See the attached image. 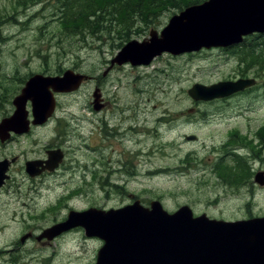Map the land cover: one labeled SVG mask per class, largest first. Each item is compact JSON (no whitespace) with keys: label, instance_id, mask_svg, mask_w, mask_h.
Returning a JSON list of instances; mask_svg holds the SVG:
<instances>
[{"label":"rangeland","instance_id":"obj_1","mask_svg":"<svg viewBox=\"0 0 264 264\" xmlns=\"http://www.w3.org/2000/svg\"><path fill=\"white\" fill-rule=\"evenodd\" d=\"M71 1L62 0L66 7L62 16H51L53 8H49L46 18H41L38 14L48 1L27 8L33 1L0 0L4 82L0 120L13 113L12 101L30 74L61 75L71 69L98 78L72 95L59 96L64 107L58 108V118L49 125L0 145V159L32 157L50 146L72 148L66 169L44 179L43 188L19 166L15 168L9 191H3L8 193L0 194V211L4 207L9 217H21V224L3 228L0 239H14L26 223L41 231L64 219L71 208L95 205L91 201L110 208L136 199H159L169 212L187 204L197 215L230 220L264 215V188L252 184L253 174L250 191L246 186H227L233 178L221 172L223 166L233 167V157L226 155L236 145L231 135H244L264 124V52L259 55L263 44L255 47L253 59L210 47L164 52L147 65L127 63L110 70V60L126 43L141 42L152 30L160 32L179 10L173 2L167 7L160 2L153 9L137 10L134 16L125 12L121 16L120 7L113 5L93 14V34L79 35L66 28L60 33L59 21L65 20ZM9 18L4 26L2 22ZM257 41L264 43V35ZM146 51L145 46L142 52ZM243 76L255 77L257 85L227 100L196 101L188 93L195 83L210 85ZM96 87L102 92L96 108L105 106L100 111L94 110ZM247 144L260 154L254 139ZM263 163H254L255 168ZM237 172L241 181L247 176L246 165ZM46 186L52 188L45 190ZM99 245L102 241L85 240L81 232H74L41 247L36 244L30 257L36 258L35 264H93Z\"/></svg>","mask_w":264,"mask_h":264},{"label":"water","instance_id":"obj_2","mask_svg":"<svg viewBox=\"0 0 264 264\" xmlns=\"http://www.w3.org/2000/svg\"><path fill=\"white\" fill-rule=\"evenodd\" d=\"M176 25L182 27L174 32ZM254 32H264V0H206L174 15L160 36L152 31L148 41L129 42L117 61L149 64L163 52L177 54L231 46ZM145 46L149 53L142 52ZM86 78L72 70L62 76L32 75L14 99V115L0 123L1 140L9 138L11 131L20 134L29 130V100L33 124L44 123L55 111V93L76 90ZM255 82L253 78H241L210 85L196 83L188 92L195 100H212ZM98 97L95 94V103ZM6 163L0 162L3 172ZM261 175L263 172L257 177ZM77 225H84L89 236L104 240L96 264H264V217L235 222L209 219L205 214L194 217L187 205L168 213L155 200L150 208L136 202L109 211H71L65 222L47 229L45 234L53 238Z\"/></svg>","mask_w":264,"mask_h":264},{"label":"flooded vegetation","instance_id":"obj_3","mask_svg":"<svg viewBox=\"0 0 264 264\" xmlns=\"http://www.w3.org/2000/svg\"><path fill=\"white\" fill-rule=\"evenodd\" d=\"M44 4L43 2L39 1H35V4ZM32 5V6H33ZM42 11L38 14V17L41 18H46L47 14H45L46 12V6L45 8L42 7L41 8ZM18 12V11H17ZM12 20H14L15 15H13V17H11ZM11 19L9 18V20L7 19L6 22H2L5 26V24L9 23ZM1 22V21H0ZM4 28V27H3ZM24 30V29H23ZM6 38H10V37H6ZM10 41H12V39H10ZM113 59V58H112ZM111 59V60H112ZM110 60V65H109V69H113L114 66L118 67L119 64L117 63H113ZM128 64H123L122 66H125ZM109 70V71H110ZM45 74V73H43ZM91 79L88 80H84L81 84V87L85 84L88 83L89 81H97L98 82V78L97 76H90ZM3 78H0V90L3 89ZM80 87V88H81ZM80 88L78 90H80ZM78 90L73 91V92H64L62 93L60 96H66V95H72L74 93H76ZM98 90V91H97ZM248 90V89H247ZM94 94L99 95L98 97V101L101 100V89L99 87H96L94 90ZM100 91V92H99ZM94 103V110L95 111H100L98 110L97 107V103ZM13 103V101H12ZM97 104V105H96ZM14 106V103H13ZM63 108V104L57 103L56 106V111L53 113V115L44 123L42 124H33L31 125L30 129L27 132H23L21 134H16V133H11V136L9 138H7L5 141H2L0 138V145H6L8 143H13L16 140H19L20 138L23 137H28L30 136V134H32L33 132H35V130L37 128L43 127V126H47L50 124V122L52 120H54L55 118H58L57 116V110L58 108ZM15 106H14V110H15ZM26 108L29 111V118L32 120V104L31 103H27ZM13 110V112H14ZM13 113H11L9 116H11ZM6 116V117H9ZM4 117V118H6ZM2 118V120L4 119ZM0 120V122L2 121ZM241 135L240 133H236L234 135H231V140L232 139H236V145L231 146L229 148V151L227 152L226 155H230L233 157L234 159V163H233V167L229 168L227 167L229 170L234 171L238 174L237 171L242 172L243 170V166L246 165V171H247V176L244 177L240 183H225L227 186L230 187H235V186H246L250 191L254 190V187L249 180V175L253 174V183L252 184H259L260 186H262V188H264V182H260L259 180L262 179L264 180V175L258 176V174H260V172L264 173V163L259 167L255 168V164L257 162L260 161H264V124L261 125L257 130L253 131H245L243 132ZM250 139H254L256 141V143L259 145L260 148V154H258V152H255L253 150L249 149V145L247 144L248 141ZM67 139L65 138L64 141H66ZM43 149V148H42ZM39 149L38 150V154L29 157V156H23V155H4L1 157L0 162H7L5 165L7 166V170L6 171H2L0 170V178H2V181H0V194L4 195L7 194L3 191H9V188L11 187V180H12V172L14 170H16L15 168H17V166H19V170L23 171L26 175H28L30 177V179H32V181L34 183H37L40 185L41 188H43L44 186V182L43 180L46 179L47 177H50L52 175H56L60 172L63 171V169H66L65 166H67V162H68V156L70 155V152H72V148H68L67 146H62V147H54V146H50L48 148H44V150ZM23 157V158H22ZM246 163V164H244ZM76 167V166H75ZM75 167H72V173H75ZM250 185V186H249ZM52 187L51 186H46L44 189L45 190H50ZM20 196V195H19ZM3 202V201H2ZM93 203L95 205H88L86 208L83 209H77L81 212H83L86 209H91V208H100L97 206V204L94 201H91L90 204ZM147 204V202H144ZM23 205H27L26 207H28V204H26L25 202H23ZM69 208V206H68ZM104 208V207H103ZM73 208H71L70 210H72ZM69 210V211H70ZM8 210L5 211V208L2 207V210L0 211V214L2 215V218L0 219V233L3 232V228H10L11 223H17V227L21 224V217L17 216L16 214H14V217H9V215L6 213ZM4 213H6V215H4ZM17 216V217H16ZM264 216V215H262ZM30 217V216H29ZM68 217L67 216L59 221H56L54 224L44 228L41 231H37L35 226H31L30 224L26 223L25 224V228L24 231L22 232H18L16 233V236L14 237V239H10V240H4V239H0V264H35L36 258L32 259L30 257V254L32 252H34L36 250V244L38 246L41 247V245H46L49 243H52L55 240H58L59 238H62L63 236L69 234V233H77V232H81L82 235L85 237V240H100V238L98 236H89L87 234V228L84 225H77L74 227H71L63 232H61L60 234H58L57 236L50 238L49 236H47L45 234V232L47 231L48 228L52 227L55 224L58 223H62L64 221H66ZM253 217V216H248ZM254 217H261V216H254ZM213 218H222V216H218V217H213ZM225 219V218H224ZM24 223V222H23ZM0 238L2 237V234H0ZM102 241V240H100ZM103 244V241H102ZM100 248V245H99ZM98 248V250H99ZM97 250V253H98Z\"/></svg>","mask_w":264,"mask_h":264},{"label":"trees","instance_id":"obj_4","mask_svg":"<svg viewBox=\"0 0 264 264\" xmlns=\"http://www.w3.org/2000/svg\"><path fill=\"white\" fill-rule=\"evenodd\" d=\"M33 1L30 5H27V8L35 4V1L39 0H31ZM43 3H47L46 9L53 8L51 11V16H62V11L66 8L63 4L62 0H40ZM205 0H72L70 3L69 8L65 11L64 18L65 20L59 21L61 26V32L66 28L68 31H76L79 35H84L87 33L93 34V14L96 11H99L102 8H109L113 5L120 7L119 14L122 16L125 12L127 15L134 16L137 10L143 9H153L154 3H162L163 7H167L169 3H174L173 7H176L179 11L183 10L184 8L188 7L192 4H199L204 2ZM122 13V14H121ZM52 19V18H51ZM260 36L251 37L252 39H257ZM264 46V43H261ZM246 44H243L241 52L238 48H235L233 51L238 57H242L243 55H247L249 58L253 59L255 57L254 49L256 47L255 43H250L251 48H246ZM258 46V45H257ZM260 51L259 55H262ZM241 55V56H240ZM227 173V170L223 171ZM232 176V180L229 182H240L239 174L235 172L227 173L226 176ZM227 177V178H229Z\"/></svg>","mask_w":264,"mask_h":264},{"label":"bare ground","instance_id":"obj_5","mask_svg":"<svg viewBox=\"0 0 264 264\" xmlns=\"http://www.w3.org/2000/svg\"><path fill=\"white\" fill-rule=\"evenodd\" d=\"M118 133V132H117ZM124 133V132H123ZM121 134V133H120Z\"/></svg>","mask_w":264,"mask_h":264}]
</instances>
